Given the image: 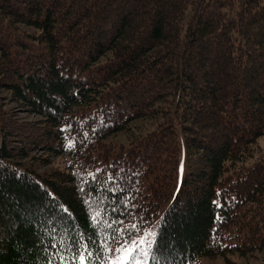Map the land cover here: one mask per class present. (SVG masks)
<instances>
[{
  "label": "trees",
  "instance_id": "1",
  "mask_svg": "<svg viewBox=\"0 0 264 264\" xmlns=\"http://www.w3.org/2000/svg\"><path fill=\"white\" fill-rule=\"evenodd\" d=\"M131 224L264 264V0H0V264Z\"/></svg>",
  "mask_w": 264,
  "mask_h": 264
},
{
  "label": "snow or ice",
  "instance_id": "2",
  "mask_svg": "<svg viewBox=\"0 0 264 264\" xmlns=\"http://www.w3.org/2000/svg\"><path fill=\"white\" fill-rule=\"evenodd\" d=\"M58 207L63 213L68 212L66 208ZM68 219L71 220L70 215ZM115 231L117 230L113 229V232ZM139 232L140 229L137 225H128L127 239L117 240V247L111 249L107 246V242L115 239L114 235H110L101 242L93 241L85 235L77 234L76 230H72L67 242L63 244V252H57L59 264H147L148 259H151L155 264L158 255H162L164 252L165 246L160 241L162 229L160 234L145 232L141 236ZM150 236L151 239H148ZM93 244L97 245L95 250H92ZM53 247L56 245L53 244ZM67 253L72 255L66 258Z\"/></svg>",
  "mask_w": 264,
  "mask_h": 264
},
{
  "label": "rangeland",
  "instance_id": "3",
  "mask_svg": "<svg viewBox=\"0 0 264 264\" xmlns=\"http://www.w3.org/2000/svg\"><path fill=\"white\" fill-rule=\"evenodd\" d=\"M10 100H8L9 102ZM8 102H6L8 104ZM9 108H11L12 110H15L16 112L19 113V115H22L25 116V112L24 111H21V110H17L15 105L13 104H10V105H7ZM28 117H32L31 114H27ZM183 169H184V164L181 162L180 163V168H179V172L180 174H182L183 172ZM177 254V253H176ZM231 261L232 263H236L238 261V259L233 256V255H228V257H222V256H217L215 258H201L200 262L201 264H231Z\"/></svg>",
  "mask_w": 264,
  "mask_h": 264
}]
</instances>
